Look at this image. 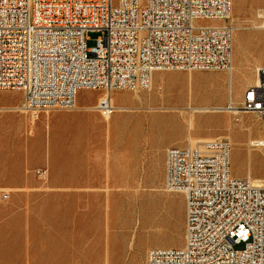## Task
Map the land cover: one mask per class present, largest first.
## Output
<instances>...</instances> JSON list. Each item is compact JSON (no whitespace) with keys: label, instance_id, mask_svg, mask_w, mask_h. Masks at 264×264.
<instances>
[{"label":"rangeland","instance_id":"rangeland-1","mask_svg":"<svg viewBox=\"0 0 264 264\" xmlns=\"http://www.w3.org/2000/svg\"><path fill=\"white\" fill-rule=\"evenodd\" d=\"M263 12L264 0H250L245 16L250 23L238 29L264 34V29L251 28L262 24ZM236 23L233 14L227 24L235 32ZM99 35L88 33L89 48ZM246 67L236 72L234 64V103L243 99L242 87L255 83L259 65L251 72ZM228 74L163 70L154 73L148 89H115L110 93L113 106L131 109H113L110 125L94 108L106 95L103 89L81 90L78 109H52L36 118L22 112L27 121L19 164L14 167L11 160L9 186L0 188V220L9 214L11 252L26 264H122L146 260L152 247L183 246L185 197L166 188L165 153L171 146L190 145L191 137L227 138L241 157L252 151L254 173L263 172L264 180V148L251 146L264 140L263 119L242 109L237 114L227 109L191 111L229 107ZM20 100L18 106L3 105ZM22 102V92L0 90V113L19 111ZM161 140L169 142L164 150L158 148ZM11 148L14 156L17 148ZM235 163L240 170V161ZM6 167L0 162V178ZM41 169L46 170L42 176L37 174ZM4 192L9 199L1 198ZM140 216L145 220L137 229Z\"/></svg>","mask_w":264,"mask_h":264},{"label":"built area","instance_id":"built-area-1","mask_svg":"<svg viewBox=\"0 0 264 264\" xmlns=\"http://www.w3.org/2000/svg\"><path fill=\"white\" fill-rule=\"evenodd\" d=\"M232 11L233 0H0V90L22 92L17 109L36 118L103 89L95 108L110 115L113 90L148 89L155 72H232ZM90 31L100 33L91 48ZM256 74L238 107L264 120V64ZM231 149L223 137L167 148L166 188L185 197V243L150 248L146 264H264V180L234 177Z\"/></svg>","mask_w":264,"mask_h":264},{"label":"crops","instance_id":"crops-1","mask_svg":"<svg viewBox=\"0 0 264 264\" xmlns=\"http://www.w3.org/2000/svg\"><path fill=\"white\" fill-rule=\"evenodd\" d=\"M249 2L250 0H233L232 15L234 14L235 18L237 19V23H236L237 30L236 32H234L235 40L233 39V72H234V64L236 66L235 68L236 72H239L240 70L239 67L243 65L247 66L246 68H248V71L251 72L257 65L260 66L264 64V46H262V44L264 43V34L259 33V32L251 33V32L238 29L239 27H242L250 23V21L247 20L245 17L247 15ZM263 13H259V16H262ZM260 26L261 24L259 25L254 24L253 27L251 28L256 29V30L264 29V28H261ZM254 43H257L256 48H253ZM244 90H245V86L242 87V91H241L242 97L244 94ZM229 93L231 97L232 90ZM105 96H103L102 98H104ZM240 102H242V100ZM20 103H21V100L16 104H3V105L18 106L20 105ZM231 103L234 104L232 97H231ZM90 109H93V108H90ZM26 121H27L26 114L19 112V111L0 113V156H1L0 162L2 164L5 163L7 166L5 175L2 174V177L0 178V188H5L9 186L8 164H11V160L14 161V164H13L14 167H17L16 165L19 164V158H20L19 150L21 147H23L22 145L24 144L25 136H26ZM242 123L246 124L247 122L243 120ZM247 126H249L250 130L254 129V127H252V125L248 123H247ZM164 141L165 140H161V142L159 143L158 148L161 150H164V148L167 145H169V142L166 143ZM183 144L184 143H182L181 145ZM10 147L17 148V151L14 153V156L10 155V151H12V148L9 149ZM234 149L233 150L231 149V173L232 175L234 177H248L249 176V177H254V180H263L260 178L263 175V172L261 174L254 173L252 163L250 160L252 151H249L248 153L249 157H244V156L241 157V155H239ZM165 160H166V153H165ZM237 161H240V165H241L240 170H238L239 169L238 165L235 163ZM143 216H140L137 222L138 223L137 229L139 228V226L142 225L143 221L145 220ZM0 221H1L0 264H26L24 257L19 258L18 253H16L15 250L11 252L9 227H8L9 214L6 213L5 219L2 215ZM4 222L6 225L5 227H4ZM179 240H180L179 241L180 242L179 245H180L181 239ZM120 263L122 264L123 263L124 264H146V260H141L139 258H133V259H128L126 261H121Z\"/></svg>","mask_w":264,"mask_h":264},{"label":"bare ground","instance_id":"bare-ground-1","mask_svg":"<svg viewBox=\"0 0 264 264\" xmlns=\"http://www.w3.org/2000/svg\"><path fill=\"white\" fill-rule=\"evenodd\" d=\"M262 16L264 17V13L262 14ZM261 28H264V22L261 24V26H260ZM230 74H228V77H227V81H228V84H229V92L231 91V81H232V75H233V70H232V72H229ZM147 97V96H146ZM105 98V97H104ZM139 98V97H138ZM143 99H144V97H143ZM145 100V99H144ZM78 101V100H77ZM232 104V103H231ZM235 104V103H234ZM234 104H232L233 106L231 107L232 109H230V107H201V108H192L191 109V111H193L194 109H203V110H212V109H214V110H225V109H227V111L228 110H230L231 112H233V113H235V114H237V113H240L241 112V110H239V108L240 107H238V105H234ZM236 104H242V102H240V103H236ZM77 109H78V107H76ZM142 108V107H141ZM148 109H156V108H153V107H147ZM163 108V107H162ZM113 109H116V110H118V111H123V110H130L131 108H126V107H114L113 106ZM165 109V108H164ZM195 111V110H194ZM106 116V118H107V120H108V123H109V125L111 124V122L112 121H110L111 120V114L110 115H108V114H106L105 115ZM192 119V118H191ZM193 120L191 121V125L190 126H193ZM201 140L202 139H199V138H194V137H191L190 138V144L191 145H195L197 142H201ZM259 141H264V140H259ZM258 141V142H259ZM255 183L256 184H262L263 183V180H255ZM177 238H179V237H177Z\"/></svg>","mask_w":264,"mask_h":264}]
</instances>
